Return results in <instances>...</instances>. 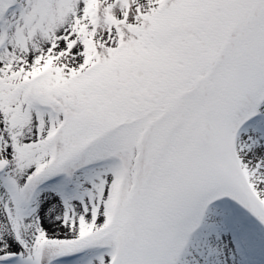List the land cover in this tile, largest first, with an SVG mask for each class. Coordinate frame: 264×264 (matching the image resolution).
Segmentation results:
<instances>
[{"label":"snow or ice","instance_id":"6c2138e0","mask_svg":"<svg viewBox=\"0 0 264 264\" xmlns=\"http://www.w3.org/2000/svg\"><path fill=\"white\" fill-rule=\"evenodd\" d=\"M0 264H264V0H0Z\"/></svg>","mask_w":264,"mask_h":264}]
</instances>
